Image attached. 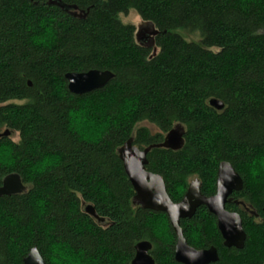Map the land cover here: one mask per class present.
<instances>
[{"label": "trees", "instance_id": "16d2710c", "mask_svg": "<svg viewBox=\"0 0 264 264\" xmlns=\"http://www.w3.org/2000/svg\"><path fill=\"white\" fill-rule=\"evenodd\" d=\"M131 11L158 34L138 41L121 18ZM91 70L115 77L72 94L66 75ZM177 125L183 148L147 160L173 202L195 179L214 196L222 162L244 183L225 209L242 218L244 248L224 247L206 207L181 221L189 245L217 248L215 264H264V0H0V132L19 135L0 139V187L13 174L26 187L0 197V264L33 248L47 264H131L141 242L156 264H178L169 218L134 204L118 152L131 138L163 143Z\"/></svg>", "mask_w": 264, "mask_h": 264}, {"label": "water", "instance_id": "95a60500", "mask_svg": "<svg viewBox=\"0 0 264 264\" xmlns=\"http://www.w3.org/2000/svg\"><path fill=\"white\" fill-rule=\"evenodd\" d=\"M33 1V0H30ZM64 8V6L62 7ZM158 31L153 28L145 33L147 37H153ZM140 34L137 40L140 41ZM146 37V38H147ZM114 74L110 71L91 70L87 73H69L66 75L68 89L72 94L85 95L103 89L114 79ZM30 84V83H29ZM31 85V84H30ZM210 105L221 111L224 109L223 103L218 100L210 101ZM185 129L177 125L167 135L163 143L150 145L141 150L133 143V138L129 139L123 147L119 148V156L123 162L125 173L135 191L134 204L143 209L164 213L167 215L177 238L175 246V261L178 264H215L219 261L217 248L196 250L191 247L185 238L181 221L192 219L196 210L206 207L212 215L217 218L218 230L224 240V247L241 250L244 248L247 235L243 229L242 218L238 213L229 212L226 205L233 202L231 197L234 193L240 192L243 187V179L228 162H222L218 170L217 192L212 197H206L201 193V183L194 180L189 184L187 193L180 202H173L168 195L165 181L158 174H153L147 170L148 154L153 149H166L180 151L184 146ZM11 136V132L6 130L0 132V139ZM0 187V197L22 194L26 191L20 176L10 175L3 179ZM236 205L245 206L243 202L235 201ZM85 213L98 222L104 223L105 219L100 218L95 208L91 205L85 207ZM152 244L149 242L138 243L135 247V257L131 264H156L151 256ZM24 264H47L37 248H33L26 256Z\"/></svg>", "mask_w": 264, "mask_h": 264}, {"label": "rangeland", "instance_id": "374dc122", "mask_svg": "<svg viewBox=\"0 0 264 264\" xmlns=\"http://www.w3.org/2000/svg\"><path fill=\"white\" fill-rule=\"evenodd\" d=\"M140 16L135 12V11H131L128 15L124 16L122 15L121 18L123 20V22L125 24H131V25H134L135 28H136V34H140V41H143V42H148V38L150 39L151 37H147L145 36V33L146 31L148 30H152L153 27L151 24L149 23H146L144 22L141 18H139ZM185 38H187L189 41H193V42H197L199 40V37L197 35H192V36H187V35H184ZM147 37V38H146ZM141 126H144V127H148L149 129H151L153 132L156 131V128L153 127V126H150V125H147V124H141ZM87 136L86 137H90V138H93V136L96 135V131L95 129H90L89 131H87ZM11 140H13L14 142H17L19 141V135L17 133H13L11 134ZM95 138V137H94ZM7 159L6 157H0V161H3V162H6ZM196 180V179H195ZM194 181V180H193ZM166 227L165 225L162 227V233L164 234L165 237H167L166 235ZM77 262V261H75Z\"/></svg>", "mask_w": 264, "mask_h": 264}, {"label": "flooded vegetation", "instance_id": "af4514ba", "mask_svg": "<svg viewBox=\"0 0 264 264\" xmlns=\"http://www.w3.org/2000/svg\"><path fill=\"white\" fill-rule=\"evenodd\" d=\"M104 224V223H103Z\"/></svg>", "mask_w": 264, "mask_h": 264}]
</instances>
